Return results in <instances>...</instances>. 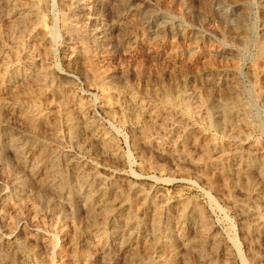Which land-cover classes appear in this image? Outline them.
Wrapping results in <instances>:
<instances>
[{
  "label": "rangeland",
  "instance_id": "obj_1",
  "mask_svg": "<svg viewBox=\"0 0 264 264\" xmlns=\"http://www.w3.org/2000/svg\"><path fill=\"white\" fill-rule=\"evenodd\" d=\"M187 1L181 0V10L179 11L176 8V0L44 1L42 14L45 15L44 28L47 33L43 31L40 33L41 35H37L31 44L36 49V63L55 71L54 79L62 83L60 89L62 90L63 87V91L62 94L57 93V96L42 93L37 96V99L40 96V100H36L35 96L32 100L33 97L25 95L10 96L9 99V94H0V100L2 96V100L6 99L10 102L12 99L14 100H12L14 103L11 102V104L8 101L7 109H1V111L3 110L1 114L5 112L3 115L10 125L9 132L27 145H31L33 142L35 144H32L35 148L24 151L23 157L25 156L24 158L27 160L25 163L21 161L19 154H14L19 152L12 151L5 152L8 159H5L4 162L0 161V211L6 214V217L3 218L0 213V240L4 241L2 251L5 257L9 255L5 264H63V260L68 261V264H84V261H80L82 259L71 262L73 260L72 242L76 239L79 249H84L90 231L88 228L91 224V215L87 210L84 211L85 208L73 209L45 187V178L47 179L50 173H45L44 168L40 167L36 159L39 155L49 156L50 153L58 151L67 154V160L61 159L59 164L60 171H64L67 179L74 180V172L79 170L73 165H77L82 171H87L91 178L93 173H96L103 178L114 179L115 186L121 188L119 191L123 192L127 198H131L136 205L133 204V207L129 208L130 212L134 210L132 214L138 216L140 221L142 220L140 225L143 223L141 225L143 230L141 240L132 244L129 249L131 251L121 250L116 246L111 248V251H107V253L112 252L107 255L108 257H104L102 249L94 248L91 253L93 264H133L129 263L133 253L137 257L148 256L151 240L147 234H149L153 222L151 214L155 215L157 210L164 212L163 216L165 215L166 219L170 218L174 238L172 244L168 248L166 247L165 251L163 249V253L160 252L153 256L163 255L162 259L173 257L172 264H188L190 261L191 264L196 263L197 252L195 253L185 241L188 238H190L189 240L198 239L200 222H208L207 227L223 237L228 248V254L216 258L218 264H223L225 261L231 262L230 264H264V233L256 231L251 235H246L243 229L248 224L247 221L251 218L252 220L249 222L253 221V216L251 212H244L243 209H240L242 206L239 203H241L243 195L235 194L237 199V203H235L233 198L229 199L231 196L226 189L227 183L232 184L237 181L240 184H242L241 182L246 183V179H243L244 181L239 178L236 180L238 176L235 172L243 171L245 168L242 165L243 169L239 166V159L231 158L227 161L228 164L227 162H225L226 164L207 163L206 151L203 150H205V145L207 146L208 137L205 139L206 135L203 136V133L195 129L190 131L191 134L189 133L181 142L180 137H183V133L181 132L180 136V131H169L167 127L173 119V116L169 114L170 110H167L169 108H165L169 112L165 113L164 110L161 112L164 114L161 119L164 118L163 121L168 122L169 120V122L162 125L164 126L163 130L157 128L160 132L153 127L150 131L136 128L123 120L122 112L116 104H113L109 109L106 105L104 106L105 100H103L101 88L94 81V74L91 70L92 63L100 65L97 66L101 67L105 76L109 77L107 86L109 85L115 90L118 88L115 91L116 95H120V93L135 94L145 97L144 99L153 97L151 99L161 100L165 91L167 92L172 87L174 81V68L171 65L174 57L175 37L180 33L183 36L187 28L192 47H197L191 49L195 55L191 65L189 64V70L181 71L182 82L185 83L186 78L190 77L196 90L202 97L204 96L203 99H206V90L213 88V84L218 80L224 82V85H228L229 88L224 86L227 89L238 88L240 96L242 94L241 97L256 113L257 119L261 122L260 125L262 124V128H259L261 130H257L256 137L251 138L258 141L264 150V0H192L194 4L190 14L187 10L189 6L185 3ZM0 5L3 9L11 6L7 0H0ZM63 16L68 17L72 28L65 29L63 27L61 21ZM179 22L181 23L180 27L178 26ZM50 30L57 33L54 43L48 40ZM180 46L186 48L184 43ZM199 46L201 49L198 48ZM196 51H201V53L196 54ZM85 54L88 55L85 57ZM213 89L211 91H214ZM19 97L22 98V101ZM26 98H29L28 102ZM33 109L42 111L48 115V118L50 117L46 123L48 125H40L38 132L35 133L30 130L29 132L28 129L24 130V124L20 122L22 118H19L21 110L31 111ZM63 109L70 111L71 113H69L79 118L80 123L83 124L80 127L82 131H79V144H74L68 139L65 129L58 131V139L56 138L58 135L53 136L51 133L50 124L55 121L54 115ZM116 110L118 111L116 112ZM167 113L168 115H166ZM17 123H19V127L23 125L22 128H19ZM165 128L168 129L166 132ZM90 130L94 131L91 133ZM91 135L102 137V141ZM178 136L180 137L177 138ZM238 140L243 141L241 137ZM31 159L34 160V163ZM33 167L36 169L32 171ZM35 173L38 174L35 175ZM17 174L21 176V180L25 184L24 189L18 187V179L15 178ZM256 178L255 182L257 183L259 179ZM138 184L141 190L137 189ZM16 191L17 193L23 192L29 199H27L29 203H40L41 200L48 198L50 208L62 209L65 215L72 217L73 223L65 224V231L57 234L52 227L57 222L52 223L46 212L40 211L38 215H34L31 206H28L25 207L26 209H22V214H19L12 207L4 206L6 198ZM144 193L148 194L147 199H142L141 195ZM112 199L115 200L113 195L110 200L113 201ZM262 199L264 200V196ZM115 201L118 199L116 198ZM153 208L155 210H152ZM181 208H185V215L189 217L184 215L178 221ZM262 211L264 215V207ZM186 212L191 213L186 214ZM202 213H204L203 216H201ZM11 221L13 224L10 223ZM181 226L184 227L181 228ZM34 233L53 237V247L56 252L51 261L46 260L47 247L41 240H36V237H33ZM8 239H10L9 242L15 239L19 242L22 241L28 249H33L31 252H35H32L26 260L19 253L17 247L13 244L7 245ZM232 239H235L237 247ZM252 253H257L258 257L261 256L260 259L258 258L261 261L251 258ZM157 257L152 258L153 264H160L162 259H160L161 257L157 259Z\"/></svg>",
  "mask_w": 264,
  "mask_h": 264
},
{
  "label": "bare ground",
  "instance_id": "obj_2",
  "mask_svg": "<svg viewBox=\"0 0 264 264\" xmlns=\"http://www.w3.org/2000/svg\"><path fill=\"white\" fill-rule=\"evenodd\" d=\"M44 1L45 0H7L8 4L9 3L11 4V6L8 7L7 9H3L2 6L0 5V94L1 95L2 94H4V95L9 94V99H10V96L15 97L16 95H22V96L25 95V96H28L30 98L35 96L36 100H40V96H39V99H37V96L41 95L42 93L43 94H47V93L48 94H54L56 96H57V93L62 94L63 87H62V90L60 89L61 88L60 85L62 83H60L59 81L54 79L53 73H55V71L49 70L48 68H46L42 65H38V63H36V61H35L36 49L31 44V41L32 40L34 41L35 37L37 35L39 36V35H41L40 33L45 31V28H44V25L46 24V23L44 24V16L45 15L43 16V14H42V9L44 8L43 7ZM73 3H74V1H73ZM185 3L189 6L187 10H188V13L190 14L191 8L193 7L194 3L192 0H188ZM180 5H181V0H176V6H177L176 8L178 9V11L181 10ZM79 7H80V5H79ZM76 17H77V15H76ZM61 21H62L63 27L65 29L72 28L68 17L62 18ZM178 26L179 27L181 26L180 22H179ZM52 29H54V28H52ZM48 33H49L48 40L50 42L54 43V40L56 39V34H57L56 31L50 30ZM183 39H184V41H182ZM183 43L185 44L186 48H181L180 45ZM195 45H197V44H195ZM263 46H264V43H263ZM191 47H192V44H191V40H190V36H189V31L186 28V31L184 32L183 36L180 33V34L176 35V37H175V47H173V49L175 48L174 49V57L172 59V65H171L172 68H174V79H173L174 81H173L172 87L167 92L166 91H165V93L162 92L165 95H163L161 93L163 95V97L159 101L151 99L153 97L144 99L145 97L143 98V97H140V96L135 95V94H130V95H125V93L121 94L119 91L118 92L120 93V95H118V94L116 95L115 91H117L118 88L115 87L116 88V90H115L114 88L109 87V85L107 86V83H109V81H108L109 77L105 76V72H103V70H101V67H98L100 65L97 64L98 65L97 66L94 63H92L91 70L93 71V74H94L95 84L99 85V88H101V92L103 94V100H105L104 106L106 105V107H108V109H109V108H112L113 104H116L119 107V110L122 112L121 117H123V120L125 122L131 123L136 128H138V129L140 128L141 130H144V131H147V130L150 131L152 127L154 129L159 128V129L163 130L164 126H162V125L167 124L169 122V120H168V122L163 121L164 118H162L163 119L162 120L161 117L164 114H161V112L164 110L163 112L166 113V112H169L167 110H170L171 113H169V114L173 116L172 117L173 119L171 118L172 121L168 123L169 125L167 127H168L169 131L170 130L175 131V132L180 131V136L182 135L181 132L183 133V135H182L183 137H180V136L177 137V138H179V137L181 138V142L184 141V139L188 136L190 131H194L195 129H197V130H199V132L203 133V136L206 135V136H204V137H206L205 139H207V137H208L209 140L206 142L207 146L205 145V147H204L205 150H203V151H206L207 163H211V164L222 163V164H224L225 162H227L231 158H233V160L238 158L240 161L239 166L241 167V165H242L245 168L243 171L239 170L238 172L237 171L235 172L236 175L238 176L236 178V180L238 178L242 179V180L246 179V183L243 184V182H241L242 184H240V182L238 183V181L234 182L232 184L227 183L228 185H227L226 189H227L228 194L231 196L229 199L233 198L232 200L236 201L235 203H237V199L235 197L236 196L235 194H237V193L242 194L243 198L241 199V203H239L242 206V208H240V206L238 204L237 205L239 206L240 209H243L244 212H251V215L253 216V221L251 223L249 222L252 220V218H251V220L247 221L248 224H246V226L243 229V230H245L246 235L247 234L251 235L256 231H260L261 233L262 232L264 233V215H263V211H262L263 207H264V205L262 203V200H263L262 198L264 196V150L262 149V147L258 141L251 138V137H256L257 130H261L259 128L260 127L262 128V124L260 125L261 122H259V120L257 119L258 116L256 115V113L250 109V107L247 105L246 101L241 97L242 94L240 96V92L237 90L238 88L237 89H227L224 86L228 87V85H224V82H221V80H218L219 82L217 81L212 86L213 88H216V89H213V88H210L209 90L207 89L206 90L207 94L205 95L206 99H203L204 96L202 97L200 95V93L196 90L195 86L193 85V83L190 80V77L186 78L185 83L182 82L181 71H184V70L188 71L189 70L190 65H191V61H193L194 55H195V52L192 50L195 49V47H197V46H194L192 48ZM198 48H200V46ZM84 49L85 48H83V50ZM173 49H172V52H173ZM197 53H201V51H196V54ZM37 55H38V52H37ZM87 55L85 54V57ZM263 64H264V62H263ZM263 70H264V66H263ZM111 82L113 83V81H111ZM116 85H118V84H116ZM212 89L215 91V93H214V91H211ZM59 90H60V92H59ZM47 96H49V95H47ZM216 96L219 98H217ZM35 97H33L32 100ZM51 97H53V96H51ZM19 98H21V97H19ZM2 99H3V96H2ZM2 99L0 100V161L4 162L5 159H8L5 152L12 151V152H19V153H14V154H19V156H20L19 158L21 159L22 162L25 163V162H27V160H26V158H24L25 156L23 157L24 151L25 150L28 151V149L29 150L33 149V147H34L33 145H35V144H33L34 142L33 143L31 142L33 145L32 144L27 145L23 141L16 139L15 136L9 132V126L10 125L8 123V120L4 116L5 112H3L4 115L1 114V112L3 111V110L1 111L2 108H4V110L7 109L6 104L8 103L9 100H8V98H7L8 101H6L5 98H4L5 100H2ZM28 99H27V102H28ZM12 100H11V102L14 103L13 102L14 100L13 101ZM20 100L22 101V98ZM32 100H30V101H32ZM17 101H19V100H17ZM11 102H10V104H11ZM38 104H39V102H38ZM57 104H58V102H57ZM28 105H30V104H28ZM35 105H36V102H35ZM33 106H34V104H33ZM40 106H41V104H40ZM49 106H50V103H49ZM62 106H64V105H62ZM25 108H27V107H25ZM28 108L30 109V106ZM165 108L166 109L169 108V109L165 110ZM113 109L115 110V108H113ZM66 110L63 109L60 113H57L54 115L55 121L53 123L49 122V123H51L50 125L52 127V129H51L52 132L51 131L50 132L53 134V136L58 135V137H56L58 139L59 138V134H57L58 131L65 129V131H67L68 139H70V141L74 144H79V141H80L79 140L80 139L79 131H82V129L80 127L83 124H81L82 122L80 123L79 118H76L74 115L70 114L71 113L70 111H69L70 112L69 113ZM117 111L118 110H116V112ZM108 112H109V110H108ZM116 112H114V113L116 114ZM111 115H113V114H111ZM166 115H168V113ZM19 118H22V121H20V122H23L24 126L23 125L22 126H23V128H25L24 130L28 129V131L30 130L33 133L38 132L39 126L46 124L48 122V120H50L49 119L50 117L48 118L47 114L43 113L42 111L39 112V111L34 110V109L31 111L30 110H21L19 112ZM160 119L163 121V123ZM90 122H91V120H90ZM164 122H166V123H164ZM19 123H17V125ZM46 125H48V124H46ZM22 126L19 127V125H18L19 128H22ZM159 129H157V131L160 132ZM166 129L167 128L164 129L165 132H166ZM90 131L92 133V131H94V130H90ZM177 133H179V132H177ZM156 134H157V132H156ZM91 136H95V138L102 141V137H96L97 135H91ZM240 137H241V140H243V141L238 140V138L240 139ZM175 140H176V138H175ZM177 141L179 142L178 139H177ZM177 141H175V142H177ZM40 142H39V144H40ZM158 143H159V141H158ZM104 144H105V142H104ZM42 147H44V146H42ZM45 148L48 151L47 147H45ZM43 149L44 148H42V150ZM201 149H202V147H201ZM43 151H45V149ZM203 151L201 150V152H203ZM116 152H117V150H116ZM39 154H37V155H39ZM188 154H190V153H188ZM66 156H67L66 153H61L58 151L55 153H50L49 156H47L46 154L39 155L36 159L38 160L40 167L44 168L45 173L46 172L48 174L50 173V175L46 174V175H48V178L47 179L45 178V180H46V181H44L45 187L49 191H51L53 194H55L56 197H60L61 199H63V201L67 205L72 207L73 209H75L77 207H80L83 209L85 208L84 211L86 212V210H87L88 213L91 215V222H90L91 224H90V228H88L90 231L88 230L89 235H88V239H86V241H85L86 243L84 245V249L83 250L79 249L77 241H75L76 239H74L72 242V244H73L72 245V251H73V253H72L73 258L72 259L73 260L71 262H73V261L75 262L77 259H78V261H79V259H82L80 261L81 262L84 261V264H93L91 253H92V250L94 248L102 249L104 257H106L108 254L112 253V252H110L111 251L110 249L111 248L113 249V247H116V246L120 247L121 250L125 249V251L126 250L131 251L129 249L131 248L132 244L134 245V243L141 238V235L143 233V230L141 227V225L143 223L140 225L142 220L140 221L138 216H135L132 214V212L134 210H132V212H130L131 209H129V208H132L133 207L132 205L134 204L133 201L131 200V198H127L126 196H124L123 192L119 191L121 188L119 187L120 188L119 189L115 186V183H114L115 181H113L114 179L113 180L112 179H106L108 177L103 178L96 173L95 174L93 173V177L91 178V176L88 174L87 171H82L77 165H73V166L79 170L77 172H74L75 173L73 175L74 180L70 181L69 179H67L65 177V173H63L64 171L61 172L60 171L61 169H59L60 168L59 164H60L61 159H63V158L66 159ZM32 161L34 163V160H32ZM6 163H5V165H6ZM227 164H228V162H227ZM238 164H237V166H238ZM31 169L33 171L34 167ZM225 173H227V172H225ZM36 174H38V173H35V175ZM66 174H67V172H66ZM255 177H257L259 179V181L257 183L255 182L256 181ZM15 178L18 179V182H17L18 187L20 186L22 189H24L25 184L21 180L22 179L21 176H19L17 174L15 176ZM228 180H230V179H228ZM228 180H227V182H228ZM17 183H15V184H17ZM135 184H137V183L135 182ZM139 187L140 186L138 184L137 189L141 190ZM137 189H135V190H137ZM23 192H19V193H17V191H16V193L12 192L11 195H9L8 198H6V200L4 202V206L12 207V209H15L16 210L15 212H18L19 214H22L21 213V211L23 212L22 209L23 208L26 209L25 207H28V206H31V210H32L34 215H38V213L40 211L46 212L47 217L50 218L52 223L57 222L52 226L54 231L57 234H60V233L65 231L64 230L65 229L64 226H66L65 224L68 225V223H70V222L73 223L72 217H70L69 215H65L64 212L62 211V209L57 208V207L54 209H51L50 208V200L48 198L41 200L40 203H29V201H28L29 199L27 197H25ZM112 195L114 196L115 200L117 198L118 201H115L113 199H112L113 201H111L110 198ZM147 195H148L147 193L142 194L141 195L142 199H144V198L147 199L148 198ZM234 199H236V200H234ZM36 202H38V201H36ZM116 202H118V203H116ZM134 202H135V200H134ZM151 204H152V202H151ZM134 206H136V205L134 204ZM161 207H163V206H161ZM72 208H70V209H72ZM154 208H155V206H154ZM154 208L152 210H155ZM2 209H4V208H2ZM192 209H194V208H192ZM178 211H179V209H178ZM178 211H177V213H179ZM0 213H2L1 216H3V218L6 217V214L4 212L0 211ZM163 213H162V211L158 212V210H157L155 215L151 214V216H152L151 218L153 219V222H152V226H150L151 229L149 231V234H147L148 237H150L149 240H151V245H149V247H148L149 248V255L147 253L148 256H141V257L138 256L137 257V255H135L134 253L133 254L130 253V254H132L131 255L132 257L129 256V257H131V261H129V263L132 262L133 264L134 263H136V264H153L154 261L152 260V258L157 257V255H155V256H153V255L162 252L163 249L165 251L166 250L165 248L166 247L168 248L172 244L174 236H173V233L171 231V227H172L171 222H170L171 220L169 217L166 219L164 217L165 215L163 216ZM188 213H191V212H186V214H188ZM196 214H197V212H196ZM199 214H200V212H199ZM184 215H185V208H181L180 209V216H179L180 218L178 219V221L180 219H182L184 217ZM203 215H204V213H202L201 216H203ZM18 216L21 217L22 215H18ZM185 216H187V215H185ZM201 216H200V218H201ZM187 217H189V216H187ZM200 218H199V221H200ZM54 220H56V221H54ZM204 220H206V218H204ZM12 222L13 221H11L10 223H12ZM180 222L183 223V221H180ZM196 222H197V220H196ZM177 223H179V222H177ZM195 223H193V224H195ZM207 223L200 222V224H199L200 230H198L200 232H199V238L198 239L189 240L190 238H188L189 241L188 240L185 241V243H187V245H189V247H191L195 251V253L197 252V255H196V257H198L197 262L193 263V264H218L216 261V258H219V257L221 258V257H224L225 254H228V248H227V246L223 240V237H220L218 233L209 229L206 225ZM195 225H197V224H195ZM182 227H184V226H181V228ZM196 228H198V227H196ZM76 231H77V229H76ZM180 231H181V229H180ZM70 232H71V230H70ZM74 233H75V231H74ZM80 233H82V232H80ZM245 233H243V234L245 235ZM75 234H73V235H75ZM178 236H179V234H178ZM33 237L34 238L36 237V240H41L45 244V246L48 249V256H47L46 260L49 259L51 261L53 255L56 252L54 247H53V244H54L53 243V241H54L53 237L40 236L37 233L36 234L34 233ZM77 237H78V235H77ZM70 239H72V238H70ZM232 240H233L232 242H234V245L237 247V245L235 244V239H232ZM9 241H10V239H8L7 245L13 244L15 247H17L19 250V253H21L23 258L26 260H27V258H29V256L32 254V252H35V251L31 252V250H33V249L31 247H30L31 250L28 249L27 246L24 244V242L22 243V241L19 242L16 239L13 240L12 242H9ZM70 243H71V241H70ZM3 244H4V241L0 240V264H5L4 262L6 261V258L9 256L8 255L7 257H5V254L2 251V249L4 248V247L2 248ZM132 248H134V247H132ZM108 250H110L109 251L110 253H107ZM78 251H81V252H78ZM150 252H151V254H150ZM5 253H7V252H5ZM8 253H9V251H8ZM127 253H129V252H127ZM162 256H160L161 258L157 257V259L158 258L162 259ZM251 256H250L251 258L257 259V260H258V258L260 259V257H261V256L258 257L257 253H254ZM62 260H63V258H62ZM69 260H70V258H69ZM128 260H130V259H128ZM154 260H156V259H154ZM172 260H173V257L169 256V257L163 258L161 260V262L159 260L158 261L160 262V264H172V262H173ZM105 261H107V260L105 259ZM221 261H222V259H221ZM224 261H225V259H224ZM258 261H261V260H258ZM7 263H8V261H7ZM68 263H69L68 261L66 262L63 260V264H68ZM191 263L192 262L190 261V263H188V264H191ZM230 263L231 262H229V261H227V262L225 261L223 264H230ZM8 264H10V263H8Z\"/></svg>",
  "mask_w": 264,
  "mask_h": 264
}]
</instances>
